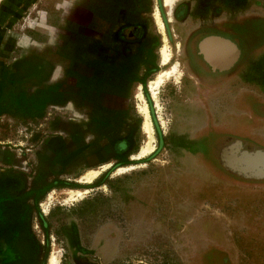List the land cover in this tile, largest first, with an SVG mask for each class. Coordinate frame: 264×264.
Listing matches in <instances>:
<instances>
[{
    "label": "rangeland",
    "instance_id": "374dc122",
    "mask_svg": "<svg viewBox=\"0 0 264 264\" xmlns=\"http://www.w3.org/2000/svg\"><path fill=\"white\" fill-rule=\"evenodd\" d=\"M63 1L0 0V5L9 6L0 20V64L2 58L9 61L0 72V105L6 107L0 145L11 146L18 154L48 145L43 150L48 158L44 166L36 161L26 165L23 159L11 166V156L0 158V200L12 203L1 210L5 215L0 241L10 249L0 248V264H48L58 251L59 264H264V182H244L224 174L216 164L241 175L227 162L234 150L245 143L248 150H264V29L260 28L264 25L258 19L264 17V9L249 12L244 6L250 0H229L231 7L224 14L227 21L238 19L225 27L226 32L255 39L252 44L244 39L243 48L255 52L241 64L237 81L253 82V94L262 104L258 110L246 105L251 101L244 93L237 92L235 98L229 94L231 101L224 103L213 88L208 92L210 103L204 98L205 107L191 102V85H185L186 70L179 60L182 32L170 22L171 35L166 34L156 0H149L145 15L152 26L144 30L158 41L146 61L136 60L135 77L126 67L129 63L109 64L106 49L99 51L104 35L99 33L96 39L92 33L91 38L85 33L89 29L79 31L71 24L73 32L51 45L61 64L46 59L42 63L38 56L25 62L22 76L34 77L35 83L48 82L56 69L63 74L49 85L48 93L29 95L25 104L27 80L20 78L21 88L9 63L15 65L25 56L32 40H53L41 24H58ZM161 1L169 18L175 0ZM102 3L98 14L105 16ZM139 43L127 46L136 48ZM153 44L146 39L135 56L146 57ZM165 46L169 60L162 63ZM64 56L69 57L66 67ZM173 66L176 70L152 90L151 82ZM139 86L154 137L153 149L143 156L140 152L149 137L137 97ZM88 88L95 90L88 109L64 106H81L83 101L68 92L85 99ZM177 101L183 106L174 112ZM36 102L44 108L26 109ZM206 125L233 135L214 146L216 161L199 155L203 143L198 131ZM182 134L183 142L176 139ZM90 170L97 173L87 180L84 175Z\"/></svg>",
    "mask_w": 264,
    "mask_h": 264
},
{
    "label": "flooded vegetation",
    "instance_id": "af4514ba",
    "mask_svg": "<svg viewBox=\"0 0 264 264\" xmlns=\"http://www.w3.org/2000/svg\"><path fill=\"white\" fill-rule=\"evenodd\" d=\"M194 1L196 0H175L169 12V18H167V16L164 14L161 0H156L157 6H155V8L158 10V13H160V19L162 20L163 26H166V34L171 35L170 28L168 26L170 22L173 23V26L175 28L180 29V31L182 32L181 34L183 35L184 40L179 60L182 62L186 70V73L184 74L186 81L185 85H191V90L188 92L192 99L191 102H194L196 105H202L205 107L208 104H206L207 102H205L206 100L204 98L208 99V103H210L212 98H209L211 94H208V92L209 90H212L211 88H213V90L219 91V97H217L218 99H220V101L224 103L231 101L229 98V94L231 95V98H235V96L238 95L236 94L238 92L241 95L242 93H244V96H246L248 100L251 101L250 103L247 102L246 105L249 106L251 104L252 106H255L256 101L253 99V82L244 85L237 81V73L240 70L239 68H241V64H243L246 58H250L251 56H253L255 52L251 51L249 53L247 52L248 50H251L249 49V47L246 49L243 48V46L245 45L243 44L244 39L246 40L245 42H249L250 44H252L255 43L254 37H251V34H245L244 37L240 36L239 39L230 34L229 32H226L225 27L228 26L230 28L234 26V22L236 20L235 19L227 21L225 19L226 15L224 14L225 12H228L231 7V5L228 3L229 0H200V2L197 4L194 3ZM102 2H105L107 8L105 16L98 14L99 11L102 10L99 7L104 5V3ZM80 3L82 6H86L91 9V25H94V23H96L95 26L99 29L105 28L104 31L99 30L97 32L98 35H96V39L99 38V33L104 35V45L102 46V44L99 43V51H104L102 49L103 47L106 49L105 53H107L108 58L110 57L109 59L110 61H112L109 64H112L115 61L119 60L127 61V63L129 64H127L128 66L126 67H129L130 69H132V71H134V64L137 63V61L144 62L147 60V57L151 56V51H153L158 40L156 35L150 32L145 34L146 31L144 30L152 26V21L150 22V17L145 15L146 10L148 8L150 9L149 0H81ZM251 3H253L254 5ZM262 9H264V0H250L244 6V10H247L249 12ZM152 13L153 12H151V14ZM253 16L254 14L251 13V17ZM258 19H262L264 25V17H258ZM135 20H137L138 22H136ZM237 21L238 19L236 20V22ZM133 28L134 30H131ZM260 28L264 29L263 26H261ZM139 31L142 35L139 34ZM208 35L223 36L233 41V43L237 47V56L234 58V61L229 66L225 68H220L217 64H212L209 58L205 57L203 53L199 50V42ZM142 36H147V41H154V44L152 48L147 52L146 57L144 56L141 59L136 58L135 53L142 49L146 41V39L144 40ZM138 43L139 46L136 48H129L127 46L128 44ZM249 43H247V45ZM120 47H122L123 49L122 52L120 51ZM98 53L99 52L96 51L94 55L97 56ZM216 55L219 59H222L224 57L222 53L219 55L216 53ZM224 62H226V60ZM113 67L114 66L112 65L111 69ZM135 74L136 71L133 72V77H135ZM242 86H244L246 89L243 88L239 92L237 89H240ZM247 87L250 89H247ZM224 91L228 93H224ZM186 99H188L187 95L184 101ZM235 101H238L240 103L239 99ZM178 105H182L181 101H177V103L175 104L174 112H176V107ZM177 112H180V114L186 113L183 110H177ZM207 117L208 116H206V118ZM203 122H205V119L200 123L202 124ZM198 132H200L198 136L202 138L203 143V150L199 152V155L203 154L207 158L211 157L213 160H215V158H213V148L216 143L222 142V140L227 135L231 134H227L224 131L218 130L216 129V127L213 126L212 128H210L207 125L203 126V128H201ZM184 136L185 134L178 135L176 139L183 142ZM245 147H247L246 143L241 145V149L236 148V150H234V158H238L241 161V159H245L244 154L246 152L253 153L255 151L258 152L259 150L258 148H252L248 150ZM258 155L260 154L257 153L256 156L251 157L248 160L253 163V165L259 164V166L257 165L258 167L256 166L260 170V174L258 175H255L256 171H248L241 167H238L241 170L240 172L246 173V175L232 174L229 171H226L225 167L221 164H216L219 166L221 171L224 172V174L228 173L231 176L234 175L235 177L240 178L244 182L260 183L264 182V154L260 155V157H258ZM200 161H202V159H200Z\"/></svg>",
    "mask_w": 264,
    "mask_h": 264
},
{
    "label": "crops",
    "instance_id": "0c3cea01",
    "mask_svg": "<svg viewBox=\"0 0 264 264\" xmlns=\"http://www.w3.org/2000/svg\"><path fill=\"white\" fill-rule=\"evenodd\" d=\"M63 2H64L63 5H61V6L58 5V6H60V8H58V15H59L58 24L56 26L47 25L44 22L41 24V27L43 29H46V31L48 32V34L50 35V37L53 40H48L47 42L46 41L37 42L35 40H32L31 42L26 44L25 56L17 58L15 65H14V62L10 59L11 62L9 64L12 66L11 70H10V72H11L10 74L13 78L19 80V84H20L21 88H22V85L24 84V82H22L20 78H25V80H27V82L25 83L26 91L24 90L25 95H26L25 96L26 99L24 100L25 104H27V102L30 101V99L28 97L31 96L33 98H36L35 94L39 93L40 91L44 92V93H48L49 92V85H51L52 82H56V81L60 80L63 76V74L62 75L60 74L61 73L60 69H56L53 71V74H52V76L48 82L40 83L37 80L38 83H35L36 79L34 77L28 78L26 76L25 77L22 76L23 75V66H24L25 62L29 61L30 59L34 60V58H31V57L38 56V57L43 58L42 63H45L46 60H51L53 63H55L57 65L61 64L62 59H60L59 56L56 55L55 53L53 54V52L51 51V49H52L51 45L53 46V44H55V42H56L55 39L62 41V38L64 40L63 36L67 32H73L72 28H71V24H76V26L79 28V31L86 29V28L89 29V31L85 32V33H87L86 35L91 36V38L93 37L92 33L97 35L98 27L95 28L94 26L91 25L92 11L89 7L82 6L80 3L81 0H64ZM8 7L9 6H7V5L6 6L0 5V20L5 16ZM100 30L104 31L105 28H101ZM64 57L65 58L63 60V67L64 66L66 67L67 61H69L67 58H69V57L68 56H64ZM2 59L3 60H1V64H0V68H1L0 72L3 71L2 69H4V65L8 61L7 58H2ZM122 63H125V61L122 60ZM96 66L99 67L98 64ZM113 68L115 69V67H113ZM63 71H64V69H63ZM1 75H2V73H1ZM124 78H125V75H124ZM243 88H240V89H243ZM262 90H263V88L261 90H258L259 93H261ZM30 91H31V94L29 93ZM238 91L240 92V90H238ZM94 93H95V90L88 88V95L84 99V98H82V95H78L75 93H69L68 92V94L72 95V98L79 100V101H83V102H82L81 106L73 105L72 103L64 104V106L67 105L70 108H82V107H84V108L88 109L86 106L91 105L90 102L92 101L91 99H92V95ZM1 95H2V88L0 85V98H1ZM253 99L256 101L255 107H256V110H258L257 108H260L259 105H262V104H258V102H257L258 98L256 97V94H254ZM85 101H87V102H85ZM84 103H89V104L83 105ZM42 105L40 103L36 102L35 104L25 105V106H26V109L29 110L30 108L33 109V108H40V107H42V109H43L44 104H42ZM57 106H59V105H57ZM112 107H113V105H112ZM5 108L6 107H4L3 105H0V121H1L2 113L4 112ZM256 112L258 113V111H256ZM0 142L2 143L1 137H0ZM45 147H48V145L47 144L41 145V146H39L38 150L32 151L30 154H28V153L18 154L17 149H13L11 146L0 145V158L1 159L4 157L6 158L7 155H9V158H10V156H11V158H12L11 166H15V164L19 165L20 163H22V161H21L22 159L24 160V162L26 161V165H27V163H30V165L33 166L34 165L33 162L36 161V162H38L39 165L44 166V164L46 165L48 163V158L46 157V154L43 153V150ZM18 149L20 150V148H18ZM2 173H3V169L0 168V176H2ZM240 173L242 175H246V173H242V172H240ZM11 204L12 203H10L9 201L5 200V202H4L3 200H0V211L4 210L5 205L10 206ZM1 212H0V223L3 222V219H1V218L3 217V215H5L3 213L4 211L2 212L3 214ZM2 245H3V242L0 241V248L2 247L3 250H5V251L10 249L8 247V245L6 244V242L3 246Z\"/></svg>",
    "mask_w": 264,
    "mask_h": 264
},
{
    "label": "water",
    "instance_id": "95a60500",
    "mask_svg": "<svg viewBox=\"0 0 264 264\" xmlns=\"http://www.w3.org/2000/svg\"><path fill=\"white\" fill-rule=\"evenodd\" d=\"M198 48L203 53V55L205 57L209 58V60L212 64H217L220 68H225V67L229 66L234 61V58L237 56V47L235 46L233 41H231L229 38L223 37V36L208 35V36L204 37L199 42ZM216 53L218 55L222 53L224 57L222 59L221 58L216 59L215 58ZM225 60H226V62H224ZM238 148L241 149V146ZM256 152L257 151H255L253 153H247L246 152L244 154L245 159L244 160L241 159V161L238 158H234V156H233V158H229L227 160V162L230 165L234 166L238 171H241L238 168V167H241V168L248 170V171H252V170L256 171L255 175H258V174H260L259 173L260 170L257 168L259 166V164L253 165V163L248 161L249 158L256 156L257 153H259L260 155L264 154V151L262 149H259L258 152L257 153ZM260 155H258V157H260ZM234 159H236V160H234Z\"/></svg>",
    "mask_w": 264,
    "mask_h": 264
},
{
    "label": "bare ground",
    "instance_id": "6f19581e",
    "mask_svg": "<svg viewBox=\"0 0 264 264\" xmlns=\"http://www.w3.org/2000/svg\"><path fill=\"white\" fill-rule=\"evenodd\" d=\"M170 1L171 0H167V3L169 4ZM157 21L159 22V15L158 14H157ZM215 58L219 59L217 57V55H215ZM161 60H162V63H167V61L169 60V53H168V49H167L166 46L162 49ZM175 70H176L175 66H173V68L171 70H167L165 72H160L158 74L157 78L151 82L150 88L152 90H154L155 87H158L164 81L165 75L168 76V75L172 74V71L174 72ZM140 89H141V87L139 86L138 87V91H137V97L140 100V109L143 112L144 117H145V122H144L145 131H146V133H147V135L149 137V140L147 142H145V144L143 145V148H142V150L140 152V156H143V155L151 152V150L153 149L152 139L154 137H153L152 127L150 125L151 123H150V120H149L148 107H147V104H146V102H145V100L143 98V95L140 92ZM96 173H97V171L90 170L89 173L87 172L84 176L88 180V179H91V176H93ZM47 207L45 205V209ZM48 264H59V251L57 253H54L51 256L50 261H49Z\"/></svg>",
    "mask_w": 264,
    "mask_h": 264
}]
</instances>
